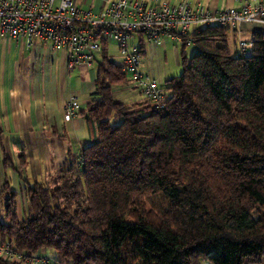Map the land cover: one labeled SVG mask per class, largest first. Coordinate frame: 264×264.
<instances>
[{
    "label": "trees",
    "instance_id": "trees-1",
    "mask_svg": "<svg viewBox=\"0 0 264 264\" xmlns=\"http://www.w3.org/2000/svg\"><path fill=\"white\" fill-rule=\"evenodd\" d=\"M229 30L191 35L190 58L181 43L162 109L112 97L129 79L102 44L81 112L91 143L45 183H22L21 218L3 158L0 247L65 264H264V31L232 56Z\"/></svg>",
    "mask_w": 264,
    "mask_h": 264
},
{
    "label": "crops",
    "instance_id": "crops-1",
    "mask_svg": "<svg viewBox=\"0 0 264 264\" xmlns=\"http://www.w3.org/2000/svg\"><path fill=\"white\" fill-rule=\"evenodd\" d=\"M73 1L78 8L90 11L96 16L116 0ZM161 1L175 6L184 0ZM189 1L192 4L201 3L200 0ZM58 2L59 0H56V4ZM205 4L214 10L234 6L230 0H207ZM254 26L241 25L237 31L250 33L257 30ZM232 31L236 33V30ZM240 37L242 36L234 34L235 52L238 40L250 39ZM103 44L107 46L108 53L109 45H114L116 59H111L109 54V61L118 62L117 46L112 42ZM131 44L140 49L139 72L155 79L161 91L168 80L179 76L178 70L177 73L161 70L160 52H164L170 44L176 53L178 65V54L182 50L180 42L164 36L155 44L144 37L133 36ZM189 48L192 57L196 48L194 45ZM99 56L100 54L95 58L98 60ZM67 57L66 49H54L43 42L26 48L22 41L16 43L7 36H0V187L3 184L1 163L3 158H6L12 166V170L7 169L5 175L12 190L17 192V213L18 204L23 201L22 183H41L42 179L46 182L64 167L68 154L78 156L88 145L87 141H90L81 112L92 101L95 91L96 70H92L95 63L91 67L82 66L68 71ZM115 94L120 95L122 100H116ZM112 97L126 106L139 105L135 110L150 107L148 101L130 81L123 87L112 88ZM71 99L76 100L78 110L77 115L67 122L63 119V107ZM20 153L25 156L27 162L23 169L18 167L17 156ZM35 256L48 258L52 264H58L55 254L49 250H41Z\"/></svg>",
    "mask_w": 264,
    "mask_h": 264
},
{
    "label": "built area",
    "instance_id": "built-area-1",
    "mask_svg": "<svg viewBox=\"0 0 264 264\" xmlns=\"http://www.w3.org/2000/svg\"><path fill=\"white\" fill-rule=\"evenodd\" d=\"M230 1L234 6L214 10L189 0L175 6L161 0H116L94 16L78 8L73 0H59L58 4L56 0H0V36L16 43L22 41L26 48L43 42L54 49H66L68 71L91 67L102 44L112 42L119 52L116 64L129 77L131 85L151 107L162 109L163 93L155 79L139 72L140 49L131 44L132 37L141 36L156 44L168 36L191 46L190 36L209 26L236 31L241 25L264 26V0ZM252 47L251 37L236 44L241 56L247 55ZM77 110L76 100L71 99L63 107V119L70 121ZM0 259L8 264L21 261L52 264L48 258L26 256L7 246L0 247Z\"/></svg>",
    "mask_w": 264,
    "mask_h": 264
},
{
    "label": "rangeland",
    "instance_id": "rangeland-1",
    "mask_svg": "<svg viewBox=\"0 0 264 264\" xmlns=\"http://www.w3.org/2000/svg\"><path fill=\"white\" fill-rule=\"evenodd\" d=\"M200 2L202 3V5L205 6L206 5L205 3H207V0H200ZM221 3H220V5H221ZM254 27H255V29H257V31H264V26L255 25ZM234 34L235 35L239 34L242 37L249 38L250 37V33L243 32V31H236V33H234L232 30H229V32L227 34L226 45H227V48H228L230 54L232 56H237L239 54H238V52L234 51V46H233L234 41H235ZM242 37H240V38H242ZM117 52H118V50H117ZM190 52H191V49L189 48V46H187L186 52H185L187 58L191 57ZM109 54H110V58L111 59H113V58L116 59L115 58L116 57V48L114 47V45H109ZM117 57H119V56H117ZM164 58H165L166 62H164L165 61ZM160 59H161V61H160L161 70H169V71H171V73H177L176 71L178 70L179 72H178L177 75H180V73L182 71V68L180 66V63H181L180 54H178L179 64L177 65L176 53H175L173 47L170 44L167 45V48H166V50L164 52L163 51L160 52ZM96 60H97V58H95V62H94L95 64H93L92 70L96 69V66H97ZM127 78L129 79V77H127ZM163 94L165 95V98H167L168 95H169V93L165 89V85H164V88H163ZM114 98L116 100H119V101L122 100V98H120V95H118V94H115ZM126 101H125V103H126ZM111 123L113 125H117L119 123V121H115L114 122L113 118H111ZM87 143L90 144L91 141H87ZM40 182L41 183H45V180L42 179ZM25 214H26V205H25V202H23L21 200L19 202V204H18V217L21 218V216H23ZM50 252L55 254L54 251H50ZM31 264H36V263L33 262ZM203 264H208V263L204 262Z\"/></svg>",
    "mask_w": 264,
    "mask_h": 264
}]
</instances>
